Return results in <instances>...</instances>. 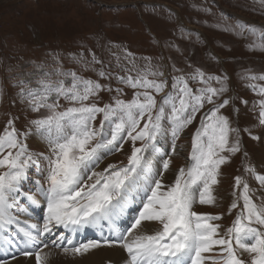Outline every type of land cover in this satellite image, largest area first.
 <instances>
[{"label": "snow or ice", "instance_id": "snow-or-ice-1", "mask_svg": "<svg viewBox=\"0 0 264 264\" xmlns=\"http://www.w3.org/2000/svg\"><path fill=\"white\" fill-rule=\"evenodd\" d=\"M237 27L240 34L250 33L260 41L250 49L264 50V26L238 23ZM113 56L115 64L94 52L90 59L83 52L71 55L75 68L65 67L55 57V67L25 74L27 78L19 81L18 96L25 109L38 115L24 131L16 127L14 117L0 132V243L19 244L16 251L28 264L33 256L35 264H49L55 255L84 256L100 247L120 248L124 264H264V199L256 203V190L247 180L234 178L235 199L228 212L239 210L223 231L215 223L221 215L194 210L197 204H216L221 166L242 148L240 129L222 111L231 106L239 112L227 95V75L173 66L169 76L167 65H154L150 57L138 63L127 49ZM86 70L95 78L81 74ZM240 79L249 81L245 87L259 97L252 104L258 111V126L264 129V83H257L264 81V73L249 69ZM125 88L132 90L130 96H124ZM105 92L107 103L101 99ZM198 114L188 163L175 171L171 183H165L178 142ZM30 136L46 144L47 150H30L26 142ZM162 140H170L171 153L163 150ZM125 142L131 143L126 164L109 163L95 170L104 155L122 151ZM32 168L40 173L35 181L38 189L22 192ZM244 170L264 189V174L252 167ZM21 196L34 207L43 197L42 225L21 226L13 211ZM133 205L139 207L126 224H120ZM153 224L157 227L150 228ZM13 225L12 236L18 241L6 233ZM86 228L99 229V238L75 240L74 235ZM57 231L49 248L43 238ZM243 253L248 259L242 258Z\"/></svg>", "mask_w": 264, "mask_h": 264}, {"label": "rangeland", "instance_id": "rangeland-1", "mask_svg": "<svg viewBox=\"0 0 264 264\" xmlns=\"http://www.w3.org/2000/svg\"><path fill=\"white\" fill-rule=\"evenodd\" d=\"M238 23L251 24L258 29L264 26V3L261 0H0V132L7 121L14 117L16 127L24 131L27 122L38 115L25 109L18 96L22 86L19 81L27 78L25 74L55 67V57L61 58L65 67L75 68L69 59L71 55L83 52L90 59L94 52L106 63L111 61L115 64L113 53L121 55L127 49L135 54L138 63H142L140 58L150 57L154 65H167L169 76L174 74L173 66L186 72L201 68L210 74L227 75L230 88L227 95L233 97L239 112L235 113L231 106L222 111L230 117L233 126L240 129L242 148L231 157L229 163L221 166L219 183L215 186L216 204L194 206L196 211L221 215L222 219L215 223L220 224L221 229H226L231 226L239 210L228 212L235 199L236 176L247 180L250 188L256 190L253 197L256 203L264 199L261 196L264 189L244 170L247 166L254 168L258 174H264V136L261 135L264 129L258 126V111L253 110L252 104L259 97L245 87L249 81L240 79L249 69L253 73H264V50L249 48L254 41H260L250 33L240 34ZM89 49L91 52L87 51ZM81 74L95 78L91 71L86 70ZM51 79L55 80L56 77L52 76ZM117 86L113 81L111 87L115 89ZM131 92V89L125 88L124 96H130ZM101 99L104 103L109 102V93H103ZM242 100L248 103L244 104ZM199 122L198 114L193 125L183 134L187 140L183 146L187 155L177 153L171 157L172 172L166 174L165 183H171L175 179V171L187 165L191 136ZM95 126L99 127V118ZM249 133L261 139L253 140ZM26 142L31 150L34 146L33 136ZM164 142L168 143L166 146L170 153V140ZM130 149L131 143L125 142L122 151L104 155L98 167L104 163L105 167L109 163L126 164ZM32 169L26 179L29 184L34 180ZM39 204L38 209L33 206L38 211L35 223L43 216L41 208L46 207L43 197ZM25 207L24 218L35 210L29 205ZM128 218L119 223L126 224ZM25 221L21 217V226L30 227L33 223L28 221L25 224ZM15 231V225L6 229L7 235L18 241L19 237L15 238L11 233ZM58 231L43 238L49 248ZM82 232H77L76 236L80 237ZM89 234L92 235L90 232L83 234L82 241L86 242ZM16 247H1L0 262L11 261L13 256L23 258ZM242 258L248 259V254L243 253Z\"/></svg>", "mask_w": 264, "mask_h": 264}, {"label": "bare ground", "instance_id": "bare-ground-1", "mask_svg": "<svg viewBox=\"0 0 264 264\" xmlns=\"http://www.w3.org/2000/svg\"><path fill=\"white\" fill-rule=\"evenodd\" d=\"M178 143H179L178 153L183 154V155H187L186 152L184 151V148H183V146L187 144V140L184 137V135H182L181 140ZM33 144H34V146L31 149L32 151L39 152V151H46L47 150L45 144L43 142H41L35 136H33ZM161 145L163 146V150L168 152L169 147L166 146V145H168V143H166V142H164V140H162ZM105 164L106 163H104L100 167H98L99 166V163H98L96 166L98 168H95V170L99 171L100 169H103L105 167ZM32 171H33L32 177L34 178V180L32 181L33 183L29 184L27 182V180H25L23 182V187L21 189L22 192H34L38 189V185L35 183V181L40 178V173H38L37 169H35V168H33ZM41 197L39 199V203H40ZM18 204L20 206L13 210L14 214H17L19 216V219H21V217H22L26 221L35 223L36 215H38V213H37L38 207H36L37 209H35L28 201H26L23 198V196L18 198ZM28 205L33 207L36 211L32 210L29 217L27 216L24 218L25 209H27L25 206H28ZM133 206L135 207L138 205H133ZM133 206H132V208H130L128 210V214L124 219H127L129 217V215L131 214V210L133 209ZM43 208H41V209L43 210ZM39 212H41V210H39ZM22 215H24V216H22ZM37 222L42 224L43 223L42 218L37 220ZM155 227H157V225H155V224L150 226V228H155ZM221 230L223 231L224 229L222 228ZM86 232H90V233H92V235L97 234L99 236L101 234L99 229L86 228L83 230V232L81 233L82 235L80 237L76 236L77 233L74 235L78 238L77 241L84 240L83 234H85ZM11 233H13V232H11ZM104 233H107L106 229H105ZM46 237H49V236H46ZM55 237H56V235H55ZM15 238H17V237H15ZM80 238H81V240H80ZM75 240H76V238H75ZM50 244H51V242H50ZM3 246H5V245L1 244L0 248ZM48 250L49 249H44V251H48ZM54 251L59 252L60 250L57 249ZM125 259H126L125 254L118 247H111V248L110 247H100L98 249L90 251L88 254H86L84 256L73 257L71 255L65 256L63 254H58V255L53 256L50 259L49 264H109V261H112L111 264H124ZM3 264H28V262L26 261V258L23 257L21 259H15V260L13 259L11 261H6ZM30 264H35L34 256L32 258H30Z\"/></svg>", "mask_w": 264, "mask_h": 264}]
</instances>
